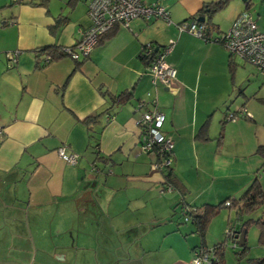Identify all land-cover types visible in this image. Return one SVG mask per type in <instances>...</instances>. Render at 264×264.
<instances>
[{
    "label": "crops",
    "instance_id": "1",
    "mask_svg": "<svg viewBox=\"0 0 264 264\" xmlns=\"http://www.w3.org/2000/svg\"><path fill=\"white\" fill-rule=\"evenodd\" d=\"M153 1L168 8L170 20L118 23L80 59V66L69 56L41 66L35 49L73 45L90 25L88 0H0V242L15 241L28 250L29 212L71 209L80 214L73 220L84 216L96 228L104 223L122 240L124 251L105 250L111 264L121 259L190 264L196 248H211L224 239L218 264H258L264 257V245L249 239V229L245 252L228 241L233 215L240 226L244 220L229 206L212 216L204 238L194 224L179 225L170 213L238 198L256 177L264 189L263 158L257 152L264 144V130L257 126L259 106H253V118L237 109L235 119L227 118L237 96L244 100L236 104L239 109L256 99L263 103L264 75L215 40L246 9L264 30V0H252L250 8L236 0L211 18L205 13L216 26L208 40L180 31L178 24L198 20L195 13L215 0H145ZM170 39H176L166 55L178 70L174 89L153 85L140 56L145 43L162 48ZM14 50H20L18 61L9 67L6 52ZM127 91L128 100L112 101L111 96ZM152 97L165 114L162 132L174 140L172 164L184 193L165 189L156 154L141 147L139 120L146 108L138 105L143 100L151 107ZM89 116L94 117L92 129L83 122ZM60 147L78 153L77 163L67 162ZM55 257L79 264L72 253L56 251ZM22 260L0 257V264ZM88 261L94 264L92 255Z\"/></svg>",
    "mask_w": 264,
    "mask_h": 264
},
{
    "label": "built area",
    "instance_id": "2",
    "mask_svg": "<svg viewBox=\"0 0 264 264\" xmlns=\"http://www.w3.org/2000/svg\"><path fill=\"white\" fill-rule=\"evenodd\" d=\"M18 2L20 0H12ZM88 14L91 23L88 27L80 30L78 40L64 50L73 60L87 58L103 34L109 31L118 23L128 25L132 19H158L170 20L168 8L159 1L145 2V0H88ZM180 31H188L196 36L209 39L206 35L204 22L198 20L185 21L178 24ZM215 40L221 42L231 54L237 55L247 62L254 64L264 75V30L259 26L258 20L249 9L240 12L234 19L231 27L219 32ZM176 39H170L167 45L162 47L148 66L146 73L151 77L153 85L161 84L168 89L176 87L178 75L177 68L168 63L166 55L171 51ZM153 46L148 43L144 48L145 55H151ZM20 50L6 52L9 67L14 66L18 61ZM47 59V57L45 56ZM151 107L146 101L139 102L138 107L144 106L139 120L141 127V147L145 152H153L161 155L162 161H157L155 167L161 169L172 163L174 140L170 135L162 132L161 127L165 120V114L157 106V98L152 97ZM248 115L245 109H238ZM236 112H229L227 118L235 119ZM249 116V115H248ZM3 129L0 126V142L2 140ZM59 154L69 163L75 164L79 159L78 153H66L64 147L58 149ZM171 187L169 186L168 189ZM225 205H231V201H226ZM189 207L183 208L185 219L190 220L186 212ZM226 237L233 247H237L241 237L240 230L229 226L226 229ZM220 258L214 247H199L194 250V255L190 264H217Z\"/></svg>",
    "mask_w": 264,
    "mask_h": 264
},
{
    "label": "rangeland",
    "instance_id": "3",
    "mask_svg": "<svg viewBox=\"0 0 264 264\" xmlns=\"http://www.w3.org/2000/svg\"><path fill=\"white\" fill-rule=\"evenodd\" d=\"M235 1L236 0H230L229 6H233ZM224 10H222L221 12H226ZM223 26H225V24H223ZM248 92L249 94H251V96L254 94L251 89H249ZM233 100H234L233 101L234 106L232 107L233 110L230 112H234L236 111V109H237L236 112H238L239 106L237 107L236 104L243 99L237 96V98L235 97L233 98ZM260 101L261 100H259V102ZM257 102L258 100L256 99L254 101L249 102L248 106L244 105L241 106V108L245 109L248 112V115L253 118L254 115L251 112V110L254 111L253 110L254 105H257V107L259 106L257 112L260 113L259 114L260 121L257 126L259 130H261V128L262 130H264V101L261 105H259ZM173 211L170 213L174 221L183 222L184 216L181 212V209L176 208L175 212ZM262 212H263V207H259L252 213L243 215V217L244 219H246L247 217L257 218L261 216ZM140 215L143 216V218L148 216L147 213L146 214L140 213ZM78 216H80V214H75L71 209L68 211L67 209H64V212H57L56 209L51 208L48 209L45 213H40V214H34V212L31 213L29 212L28 221L30 223V227L28 231H30L32 236L29 239V241L31 242L29 249L27 250L25 246L20 247L19 243H16L15 241L4 240V243L0 242V257H6L7 260L9 259L15 260L18 258L19 259L22 258L24 264H43V262H45L44 264L72 263L70 261H66V262L59 261L56 259V257L54 259V254L57 251L61 255L64 253H67L68 255L72 253L73 257L76 256L79 259L78 261L79 264H86L87 259H89L90 255H92L93 257L94 264L115 263V262H110V263L108 262L109 256L105 255V250L112 248H114L115 250L116 247H118L120 251H124L127 248L126 246H124L125 248H122L123 247L121 244L122 240L121 241L120 239L118 240L116 234H113L112 231H109V229L106 227V224L104 225V223L103 226L101 225L99 228H96L95 224L93 226V224L90 225L89 223H87L85 219L86 217L84 216H82L77 221L73 220V218H77ZM233 216H234L233 226L235 228L242 229V227L238 223V220H236L235 214ZM183 224L192 225L190 222ZM4 228L6 227L4 226ZM1 231L2 230H0V232ZM36 232H39L40 235L39 234L36 235ZM248 234H249L248 236L249 239L254 240L255 243L258 242L259 229L257 225L254 224L251 225ZM119 237L121 238V236ZM122 239H124L125 244L128 243L127 240H125V238ZM42 249H46L48 255L53 256V258L49 257L48 255H46V257H43L44 254L41 253ZM105 258L107 260H105ZM2 264H10V263H2ZM118 264H133V262H131L130 260L121 259V261Z\"/></svg>",
    "mask_w": 264,
    "mask_h": 264
},
{
    "label": "trees",
    "instance_id": "4",
    "mask_svg": "<svg viewBox=\"0 0 264 264\" xmlns=\"http://www.w3.org/2000/svg\"><path fill=\"white\" fill-rule=\"evenodd\" d=\"M230 0H215L214 2L209 3L208 5L202 7L200 10H198L194 16H202L205 15V13L209 16V18L212 17L214 13L217 11L223 9ZM246 7L250 8L251 7V2L250 1H245ZM205 26H206V35L207 37H210L214 29H216V26L213 24V22L205 21ZM113 30V29H112ZM111 29L107 31L105 34L101 36L99 39V42L104 39V36H106L108 33L112 31ZM152 45V43H149ZM148 44L145 43L143 45L142 52L140 54L141 59L145 61L148 65L151 63L153 60V57L156 55V53L161 49L157 48L155 45L153 46V51L151 55H145L144 53V48ZM65 46L62 45H49L45 47H40L38 49H35L36 53V58L38 60V64L41 66H45L57 59L69 56V54L64 50ZM46 53L47 59L42 57V54ZM77 62V66H80L81 60H75ZM231 68H233V65L231 64ZM131 93L130 92H122L121 94L117 96H111V99L114 103H123L126 100L130 98ZM247 116L246 114H244ZM249 117V116H247ZM94 117H86L83 119V122L88 124L89 129H92L90 126L89 122L90 120H93ZM257 152L262 156L263 162L261 165V168L264 170V144H260L257 148ZM157 156V161H162L161 155H156ZM161 172L164 176L165 180V189H167L169 186L173 189L179 190L181 193H184L185 187L183 182L180 180L178 177L174 165L170 163L169 165H166L165 167L161 168ZM226 201H231V205L229 207L231 209H235L237 211V215L239 217L245 215V214H250L253 211H255L259 207H263V212L261 216L257 218L253 217H247L246 219L243 220L242 223V229L246 230V235H245V244L241 247V253L245 252L247 249V243H246V236H247V229L250 228L251 225H257L259 228V236H258V242L261 245H264V189L262 186V183L260 182L259 178L256 177L254 181L251 183V185L248 187V189L238 198L234 199H228L225 200L217 205L215 204H202L200 206H196L195 208H190L186 214L189 215L190 220L185 219V214H183V208L186 206H183L181 209V212L184 216L183 222H179V225L183 223H192L195 225L196 229L195 231L199 233L203 238L206 234L207 226L212 218L213 215H215L221 207L226 206L225 202ZM232 223V222H231ZM226 243V239L223 241L217 243L214 245V248L216 249L218 255L222 254V251L224 249V245ZM220 257V256H219ZM220 262V260H219ZM217 262V264L219 263ZM258 264H264V257L259 259Z\"/></svg>",
    "mask_w": 264,
    "mask_h": 264
},
{
    "label": "water",
    "instance_id": "5",
    "mask_svg": "<svg viewBox=\"0 0 264 264\" xmlns=\"http://www.w3.org/2000/svg\"><path fill=\"white\" fill-rule=\"evenodd\" d=\"M243 1H250L251 2L252 0H243ZM198 20L201 22H205L206 16L205 15L199 16ZM245 235H246V230L242 229L241 230V237L237 242L240 246H243L245 244Z\"/></svg>",
    "mask_w": 264,
    "mask_h": 264
}]
</instances>
